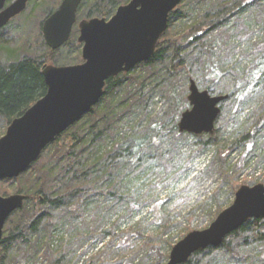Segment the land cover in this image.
<instances>
[{
	"label": "trees",
	"instance_id": "1",
	"mask_svg": "<svg viewBox=\"0 0 264 264\" xmlns=\"http://www.w3.org/2000/svg\"><path fill=\"white\" fill-rule=\"evenodd\" d=\"M34 1L29 0L30 4H34ZM60 1L55 0L52 6H49L50 0H43L39 6L34 4L42 10L36 34L37 46L32 52H25L20 57L10 59L6 64L0 62V121L5 127L46 92L42 68L45 64H55L56 50L46 46L41 26ZM128 1L82 0L76 12V19H108L121 3ZM192 1L190 13L188 9H184L182 0L170 12L168 27L159 38L153 56L139 64L143 66L145 74L137 80L133 79L136 86L134 91L126 87V92L120 97H115L121 90V77L128 74L121 73L108 78L101 97L105 101L104 106H99L100 99L99 104L57 136L26 172L15 179L0 181V193L8 192L2 185L16 181L19 183L16 190L25 195L22 208L14 211L4 224L0 264L4 263L6 253L8 254L15 244L24 243H29V246L25 245L28 247L29 258L35 260L38 256L45 257L48 264H150V258H154L153 264H164L167 261L168 254L165 255L162 251V244L165 242H162V238L174 225L161 210L166 199L146 202L150 207L153 205L156 216L164 224L156 236L153 233L146 234L143 229L145 215L142 212L133 213L130 223L125 224L121 220L123 217L114 216L115 219L106 224V220L110 221L116 214L115 208L123 206L131 199L129 190L133 182L125 175L134 174L149 160L162 162L163 152H167L168 156L178 153L179 147L189 137L202 139L207 136L200 145L202 166L200 171H195L193 177L202 172L209 176L218 174L226 178V154L220 149L208 148L213 132L196 135L178 130L177 118L181 115V108L189 105L185 95L164 120L152 118L142 135L133 134L113 139L115 124L124 114H136V110L145 100L153 96L159 85L155 84L154 80L163 71L170 78L185 74L189 82L195 81L199 89L213 93L211 85L215 81L212 82V79H219L225 73L220 70L219 62L215 59L216 50L220 46L219 36L225 33L226 29L235 28L240 21H244L243 16L247 11H253L264 4V0ZM23 14L20 13L19 18ZM193 14H196V17L185 24L175 25L173 22L177 18L190 17ZM13 20L15 17L0 31L8 28ZM260 22L264 25V20ZM72 35L71 31L68 41L61 47L81 46L77 37ZM252 46L254 53L258 54L256 61L252 68L247 70L246 76L238 78L235 82L240 86L237 95L243 93L242 97L252 92L254 87H264V43L253 42ZM31 47L28 48L32 49ZM198 55H204V60L202 62L199 59V69L193 76L187 66V60L192 56L198 60ZM248 87L251 89L248 90ZM262 105L264 107V104H261V107ZM263 121L264 108L251 131H246L232 142L227 150L252 143L255 131L260 127L258 125ZM248 152L249 149L242 152L240 162L235 166L241 161L246 165ZM217 181L218 179H215L214 184L209 187L217 185V189H220L223 183L216 184ZM218 193L219 190L214 196H218ZM109 202L114 203L105 206V203ZM139 207L134 202L132 209ZM89 211L95 213L91 220L86 221ZM193 213L189 212L188 215L192 216ZM64 226H68L67 232L62 229ZM34 238L36 241L33 243ZM54 240L58 241L59 245L55 246L52 243ZM89 240L94 241L95 245L85 249L84 244ZM222 262L264 264V219L248 220L229 234L219 246L194 252L183 264Z\"/></svg>",
	"mask_w": 264,
	"mask_h": 264
},
{
	"label": "rangeland",
	"instance_id": "2",
	"mask_svg": "<svg viewBox=\"0 0 264 264\" xmlns=\"http://www.w3.org/2000/svg\"><path fill=\"white\" fill-rule=\"evenodd\" d=\"M42 1L35 0L34 4L39 6ZM30 2L22 12L24 13L22 17L19 18L18 15L8 28L0 31V62L2 64H6L10 59L20 57L25 52H32L37 46L36 34L42 10L34 4H30ZM54 2L55 0H50L49 6L54 5ZM182 5L190 13L193 1L182 0ZM195 17L196 14L190 15V17L182 16L173 22L175 25L185 24V22H189L188 20L191 21ZM243 19L244 21H240L235 28L226 29L225 33H221L218 38L220 46L216 50L215 59L219 62L220 70L225 73L219 79H212V82L215 81L211 85L214 91L210 93L211 95H227V99L223 104H219L220 113L215 120L211 144L208 147L210 150L220 149L226 154L225 159L228 165L226 167V178L218 176V174L209 176L202 172L193 177L195 171H200L199 168L202 166L200 165L203 162L200 145L201 142L206 140L207 136L202 139L189 137L179 147L178 153L168 156L167 152H163L164 160L162 162L160 160H149L144 165L145 167L143 166L144 168H138L134 174L125 175L133 182L129 190L131 199L126 201L123 206L116 207V214L111 217L110 221L106 220V224H109L116 217L121 216L123 217L121 218L122 222L127 224L131 222L133 213L140 212L141 214L142 212L145 215L142 224L143 229L146 234L153 233L156 236L161 232L164 224L156 216L155 209L152 208L153 205L150 207L146 202L166 199L162 203L161 210H163L165 216L170 218L174 227L162 238V242L165 241L162 244V251L165 255L169 254L172 246L188 232L207 228L218 213L232 203L234 193L239 186H251L264 182V121L258 125L260 127L255 131V138L252 143L227 150L232 142L246 131H251L254 122L263 113L264 108L263 105L261 107V104H264V87H254L252 92H248L242 97L243 93L237 95L240 86L235 84L238 78L241 79L246 76L247 70L252 68L256 61L258 54L254 53L253 42L264 43V25L260 22L264 20V4L253 11H247ZM72 32V36H78L76 24ZM30 46H32V49L28 48ZM199 59L203 62L204 55H200L198 60L193 56L187 60V66L193 76L199 69V62H201ZM81 61V46L73 48L60 47L55 52L54 65H71ZM139 64L126 73L127 76L121 77V90L114 95L115 97H120L126 92V87L134 91L136 88L134 80L145 74L143 66ZM165 73L163 71L154 80L155 84L159 83L157 90L150 99L145 100V103L136 110V114H124L123 118L117 121L113 139L133 134L142 135L152 118L158 117L164 120L179 101L181 102L182 97L187 96L189 84L187 76L180 74L176 78H170ZM250 89L251 87H248V90ZM200 90L202 89L200 88ZM101 100L99 106H104L105 101L102 100L103 102H101ZM188 108L189 105L181 108L180 114ZM5 129L4 123L0 121V137L4 134ZM168 149V146H166V150ZM248 149L250 152H248V161L245 160L246 165L241 161L239 165L235 166L240 162L242 152L244 153ZM215 179L219 181L216 184L223 183L220 189H217V185L216 187H209L214 184ZM18 185L19 183L16 181H11L7 185L4 184L2 186L7 188L8 192L7 194H0L19 193L16 190ZM217 190H219L218 196H214ZM134 202L140 207L132 209ZM113 203H105V206ZM189 212H192L193 215L189 216ZM94 213L89 211L86 221L91 220ZM62 229L67 232L68 226H64ZM35 241L34 238L32 242ZM52 243L55 246L59 245L56 240ZM25 245L29 246V243L15 244L10 252L6 253L3 264H48L45 257L38 256L35 260L29 258L28 247ZM93 245H95V242L89 240L84 244V248H90ZM149 262L153 264L154 258H150Z\"/></svg>",
	"mask_w": 264,
	"mask_h": 264
},
{
	"label": "water",
	"instance_id": "3",
	"mask_svg": "<svg viewBox=\"0 0 264 264\" xmlns=\"http://www.w3.org/2000/svg\"><path fill=\"white\" fill-rule=\"evenodd\" d=\"M29 0H0V29L22 13ZM181 0H129L108 18H85L77 22L81 62L45 64V94L20 116L12 119L0 137V181L15 179L36 162L56 137L95 106L110 77L127 73L153 56L157 42L168 27V17ZM81 0H61L43 21L46 46L57 50L69 39L76 24ZM227 95H211L190 80L187 101L177 123L178 130L210 134ZM25 195L0 194V244L7 218L22 208ZM264 219V184L241 185L232 203L203 230H193L176 242L165 264H183L197 251L217 247L233 231L251 219Z\"/></svg>",
	"mask_w": 264,
	"mask_h": 264
},
{
	"label": "flooded vegetation",
	"instance_id": "4",
	"mask_svg": "<svg viewBox=\"0 0 264 264\" xmlns=\"http://www.w3.org/2000/svg\"><path fill=\"white\" fill-rule=\"evenodd\" d=\"M82 1V0H81ZM81 3V2H80ZM80 5V4H79ZM79 7V6H78ZM78 9V8H77ZM77 12V11H76ZM83 19H85V18H83ZM81 20V19H80ZM79 20H77L76 19V25H77V22H78ZM74 27V26H73ZM73 29V28H72ZM71 34V33H70Z\"/></svg>",
	"mask_w": 264,
	"mask_h": 264
}]
</instances>
